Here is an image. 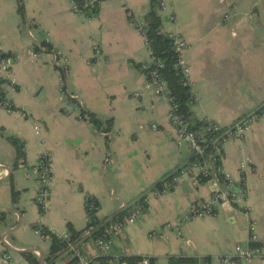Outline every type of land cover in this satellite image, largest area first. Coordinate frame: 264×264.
<instances>
[{
    "label": "crops",
    "instance_id": "0c3cea01",
    "mask_svg": "<svg viewBox=\"0 0 264 264\" xmlns=\"http://www.w3.org/2000/svg\"><path fill=\"white\" fill-rule=\"evenodd\" d=\"M161 1V30L188 44L182 56L195 95L189 122L228 127L264 104V0ZM148 8L149 0H101L88 20L72 10L71 0H0V51L8 55V77L14 79L12 85L0 80V94L40 125L36 134L29 117L0 108V212L5 213L0 264L4 252L13 264H31L24 251L39 264H70L63 252L49 258L50 241L34 226L57 235L66 232L67 223L83 229L86 196L97 201L98 218L144 205L137 220L112 238L108 251H99L91 239L81 241L90 264H105L101 257L107 255L147 256L154 264H171L177 257L194 261L172 264L203 259L227 264L218 258L233 254L237 244L264 249V115L241 138L223 144L221 165L234 179H241L239 162L251 160L243 197L217 204L210 215L188 218L191 205L218 187L212 178L193 184L186 172L173 189L153 192L163 178L190 167L193 154L176 139L168 102L145 86L140 65L149 60L142 28ZM57 54L69 101L61 94ZM82 111L101 128L92 119L81 120ZM9 137L25 155L17 167ZM43 150L52 156L53 183L40 211L39 183L26 171Z\"/></svg>",
    "mask_w": 264,
    "mask_h": 264
},
{
    "label": "built area",
    "instance_id": "2783aa9c",
    "mask_svg": "<svg viewBox=\"0 0 264 264\" xmlns=\"http://www.w3.org/2000/svg\"><path fill=\"white\" fill-rule=\"evenodd\" d=\"M101 0H84L83 5L80 6L75 0L72 2V10L80 15H83L86 19L90 20L97 13V5ZM160 10L164 8L163 2L160 0ZM171 21L175 20L174 15L169 18ZM145 37V44L149 50V60L140 65L141 72L145 77V86L152 90L154 95L163 98L169 104L167 116L175 132L176 139L185 142L189 150L196 157L192 161L190 167L180 168L177 172L170 175V179L163 182V188L155 189L153 192L159 193L162 191H169L174 188L179 182L181 176L189 172L192 174L193 184H197L212 178L218 187L211 191L209 198L200 202H196L191 205L186 217L199 218L206 215H210L214 212L217 204L222 202H234L237 198L243 197L246 194V186L244 184V176L252 171L251 160L246 157L242 159L238 164V170L241 173V179L236 180L232 175L226 172L221 165L223 157V144L226 140L231 138H241L244 133L249 129L251 123L257 120L260 116L264 115V104L258 106L255 110L249 114L239 118L231 126L222 127L216 122L210 120H204L203 125L199 128H193L188 118L182 114L179 110L178 103L174 97L170 94L167 86V81L161 73L163 67V60L152 54L149 46L148 39ZM172 40V49L175 53L176 60L174 62V68L180 74L181 81L184 85L189 87V96L191 100L195 99V95L191 91L190 82L188 79L189 66L185 63L182 52L187 48L188 44L185 39L173 33H168ZM99 50L96 49V53ZM60 61V62H59ZM56 68L61 75V94L67 101L72 97L64 88V74L65 67L59 54L56 55ZM10 72L9 57L1 56L0 54V80L7 81L9 84H14V79L8 77ZM137 95V93H135ZM0 108L7 112H16L23 118H28L26 112L15 109L11 102L5 97H0ZM81 120H90V116L87 112L82 111L79 113ZM30 119V117H29ZM36 134L40 132V125L35 120L30 119ZM186 169L188 171H186ZM26 176H33L39 183L38 200L37 202L44 206L48 189L53 183V160L52 156L47 151H41L38 155L37 162L26 171ZM148 195H144L141 199L142 203L146 202ZM88 196L85 198V205L89 210H95V204L88 202ZM142 205L138 206L135 210L130 211L121 220H109L107 226L103 229V232L93 239L98 250L106 252L111 248L112 238L118 234L124 225L133 223L137 220L140 213H142ZM36 233L40 234L44 238L49 236L42 230L40 226H34ZM253 226L250 225V239L255 238L252 233ZM155 236H161L159 233H152ZM65 240V249L63 254L68 260H72V264H90L87 261L81 251V240H71L67 233L60 234ZM3 241L7 243L3 237ZM109 259L108 264H127L126 260L120 257L105 256ZM151 257L141 256V259L136 264H154ZM264 260V249L259 246H242L235 245L233 254L224 255L218 258L221 263L227 264H243L252 262L253 260ZM206 259H203L201 264H208ZM2 264H13L12 257L8 252H4L1 255Z\"/></svg>",
    "mask_w": 264,
    "mask_h": 264
},
{
    "label": "trees",
    "instance_id": "16d2710c",
    "mask_svg": "<svg viewBox=\"0 0 264 264\" xmlns=\"http://www.w3.org/2000/svg\"><path fill=\"white\" fill-rule=\"evenodd\" d=\"M80 6L83 5L84 0H75ZM159 2L160 0H149V8L147 12L144 15V23H143V31L148 39L149 46L151 48V52L156 57H159L163 60V67L161 68V73L165 80L167 81V86L170 91V94L174 97L175 101L178 103L179 110L182 114H184L186 117L189 115V105L193 101L190 99L189 96V87L184 85L181 81L180 74L178 71L174 68V62L176 60L175 53L172 49V40L169 37L168 33L163 32L161 30V20L159 16ZM98 10V5H97ZM1 56H7L8 55L4 52L0 51ZM0 97H3L0 94ZM90 119H92V122H94L98 127L101 128V122L93 117L91 114ZM203 125V121L198 122L196 124H192L193 128H199ZM11 144L15 148L16 157L13 167H17L20 163V161H24V152L22 150V145L18 142L16 138L9 137L8 138ZM196 157L193 155L192 161L195 160ZM170 179V175L163 178L161 181H159L155 188L162 189L163 188V182ZM17 198V192L13 190L12 188V199L15 202ZM88 202H93L95 204V210H89L87 209V206L85 205L86 214H87V223L85 227L81 230H76L72 227L70 223H67V229L66 232L69 235V238L71 240H77V241H85L87 239L93 240L97 236H99L103 229L107 226L109 220L117 219L121 220L125 215L129 213V208L127 209H121L117 212L111 213L107 216H104L102 218H98L96 215L97 212V201L92 197L88 196ZM38 203V202H37ZM39 205V210L42 211L41 205ZM142 207L144 209V205L142 204ZM5 217L4 212H0V221H2ZM36 226V225H35ZM42 230L49 236L50 241V249H49V258L54 259L57 257L58 253H62L66 247L65 240L62 238V236L55 234L54 232L48 230L46 227H42ZM23 256L25 259H27L31 264H39L36 257L30 252V251H24ZM121 259L126 260L127 264H136L140 259L141 256L131 255V256H122ZM108 257H101V260L108 264ZM152 260V259H151ZM171 264L172 263H179V262H191L194 261L193 258H181L177 257L174 259H170ZM70 264H72V260L69 261Z\"/></svg>",
    "mask_w": 264,
    "mask_h": 264
}]
</instances>
